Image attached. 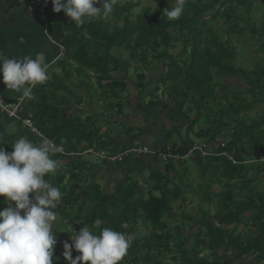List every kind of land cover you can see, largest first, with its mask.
<instances>
[{"label":"trees","instance_id":"1","mask_svg":"<svg viewBox=\"0 0 264 264\" xmlns=\"http://www.w3.org/2000/svg\"><path fill=\"white\" fill-rule=\"evenodd\" d=\"M139 4L140 0H117L107 18L113 23L100 17L97 22L90 20L77 26L73 21L58 24L47 18L49 34L64 46L67 55L57 65L62 75L50 72L48 81L32 89L23 115L31 117L45 137L64 149V154L52 157L58 163L56 171L45 176L62 193L61 203L54 210L61 209L62 202L71 205L70 212L62 211L68 230L79 231L85 223L98 234L95 221L99 219L101 229L110 227L131 235L133 239L120 264H244L249 255L253 263L264 264V190L258 189L259 177L247 176L252 169L264 171V113L259 119L249 115L255 105L264 104V58L253 69L238 66L240 45L221 37L229 31L239 35L248 31L252 39L257 37L264 53V15L259 24L254 16L257 0H187L182 15L172 21L163 16L166 7H173L166 0H162V13L146 8L133 15ZM220 17L226 31L214 25ZM240 21L244 26L239 28ZM178 42L182 49L177 56L173 48ZM122 49L128 53V60L122 58ZM74 72L81 79L76 86L84 88L90 104L101 99L110 110L126 117L127 103L122 95L132 84L139 95L148 94L154 110L161 106L159 114L166 111L173 127L188 125L195 140L203 141L200 146L216 156L205 158L194 150L186 160L169 159L162 169L145 178L144 185L136 186L135 178L128 174L137 157L127 155L115 166L129 165V170L112 192L96 183L93 176L87 179L85 162L76 161L78 156L72 154L83 152L104 136L94 122L86 127L78 112H72L68 98L58 95L62 91L81 104L79 94L65 89ZM231 76H240L248 83L251 102L246 103L239 92H227L224 98L228 105L223 103L217 88ZM160 90L164 99L158 95ZM109 98L116 102H109ZM136 108H142V103ZM192 112L196 117H191ZM116 123L128 133L135 131L127 123ZM174 131L170 129L169 135ZM166 143L160 151L168 153L170 149L179 157L193 147V142ZM1 147L13 151L12 146ZM190 167L201 171L197 185L188 176ZM217 173L226 182L220 192L211 193ZM239 186L249 188L246 198L237 191ZM191 193L201 194L202 202L216 205L213 214L201 206L196 212L187 210L185 196ZM3 208L0 206V210ZM64 233L55 231L59 246L54 249V264H69L63 256V245L65 241L71 244L72 238ZM79 254L73 248V258ZM165 255L169 260H164Z\"/></svg>","mask_w":264,"mask_h":264},{"label":"clouds","instance_id":"2","mask_svg":"<svg viewBox=\"0 0 264 264\" xmlns=\"http://www.w3.org/2000/svg\"><path fill=\"white\" fill-rule=\"evenodd\" d=\"M116 2L117 0H52L53 11L60 13L63 10L77 26L82 25L86 18L107 19L112 14ZM186 2L187 0H173V7H166L163 16L170 21L179 19L185 10ZM48 68L43 52L38 53L35 58L31 56L7 58L0 53V73H2L3 82L7 89L21 93L25 98H31L32 89L50 78ZM22 117L31 118L23 114ZM15 121L22 125L21 121ZM22 127L27 129L24 125ZM43 136L41 138L36 136L39 139L38 143L26 137H20L11 143L13 148L11 152L0 147V196L6 198L7 204L0 210V264H54V257L57 259L54 254L57 235L53 232V226L58 217L54 209L61 203L62 193L58 187L45 180V176L56 171L58 163L52 157L57 153L64 154V149L62 145ZM105 140L106 138L102 137L101 141L94 142L90 148L83 152H74L72 155L81 157L84 154H91L102 162H108L90 151L93 145L97 146L98 151H104L109 155L125 151L113 152L112 149L106 151L105 148L100 147L105 144ZM192 145L193 149L196 144ZM143 147L148 152L140 155L145 158L142 159L151 158L156 163L157 160H161L162 164L169 159H174L175 162L186 160L190 157L188 153L192 150L180 157L183 159L169 157L165 160L163 155H172L170 149L168 153H164L156 149L152 151L147 146ZM200 147L207 153V155L202 154L203 156H216V153L207 152L203 146ZM221 147L225 145L222 144ZM198 151L203 153L202 150ZM126 156H123L122 160ZM136 157H138L137 154ZM30 193H34L35 196L30 197ZM13 202H15L14 205ZM100 224L101 221L97 219L95 228L99 229L98 234L88 226H83L79 231L75 229L63 231L70 233L73 241L71 244L65 241L63 245V256L69 264H81V262L120 264L133 237L110 227L101 229ZM73 248L80 253L75 258H73Z\"/></svg>","mask_w":264,"mask_h":264},{"label":"rangeland","instance_id":"3","mask_svg":"<svg viewBox=\"0 0 264 264\" xmlns=\"http://www.w3.org/2000/svg\"><path fill=\"white\" fill-rule=\"evenodd\" d=\"M168 3L173 4V0H166ZM162 0H140V4L138 5L137 8H135L133 10V15H137V14H141L144 9H150L151 13H154L155 11H158L159 13H162ZM257 7L258 10L256 11V13L254 14L257 24L260 23V21L262 20V17L264 15V0H257ZM242 8V7H241ZM50 13H52V9L49 10ZM63 14L59 15V17H63L65 18V21L69 20L70 18H68L65 13L63 12V10L61 11ZM49 15V13L47 14ZM67 17V18H66ZM62 18V19H63ZM134 18V17H133ZM100 19V17H96V18H86L84 23L89 22L90 20H92L93 22H97ZM52 21V20H51ZM50 21V22H51ZM55 21V20H53ZM64 20L61 22L60 20H58V24L64 23ZM106 21L108 22H112L113 21L109 18L106 19ZM43 23V22H42ZM216 29L217 28H221L222 30L226 31V24H224V18H218L215 23H214ZM244 26V22L240 21L239 22V28ZM222 40L225 41L228 38H231L233 43H237L239 46V52H240V56L237 57L236 59V64L238 66L244 67L246 69H253L255 66V63L258 62L259 60H261L262 58H264V53L262 51H260L259 47H258V41L256 40V38L252 39L249 36V32L246 31L244 33H242L241 35H239L237 32H231L229 31V34H222ZM256 40V41H255ZM182 49V44L181 42H178L175 45V48H173V53L176 54L178 56L179 52ZM115 53V51L113 52ZM122 58L124 60H128V53L126 52V50L122 49L121 52ZM74 64H76L75 62H73ZM157 63V62H156ZM155 65V63H154ZM154 68V66H152L150 68V70H152ZM159 68V67H158ZM163 70V67H161V71ZM147 71V70H146ZM161 71H157V72H161ZM58 73L60 71H57ZM148 72V71H147ZM88 73V72H86ZM74 76L72 79V82H69L66 84L67 88L65 87L66 91L68 90L69 92H73L76 95H80L81 99L83 100L81 102V104H77L74 100V98H72V95H67L66 93L60 91L58 93V95H65L68 98V103H70L71 107H73V113H77L82 117V122H84V125L86 127H92L91 124L94 122V126H97L99 128V132L102 136H104L106 138V143L107 144H102L100 145L101 148H105L106 151H111V149H114L115 147H121V150H127L130 148H142L143 146H147L149 149H153L151 148L152 145V138L149 137V134H144L142 132L143 127L145 126V122L150 121L153 123H157L159 124V126H163V129L159 131V134H162L163 137L166 139L167 143H173V142H177V143H191L193 142V144L198 145L201 144L203 141L202 140H195L194 135L191 133L188 125H186L185 123L182 125H178V127H173L172 124L170 123V121L166 118V111H162L161 114H157L156 117H154V115L156 114V112H152L150 113V110L152 108V105H149V96L147 93H142L141 95H139V91L134 89L132 84H129V89L127 91H125L122 95V99L125 103H127L124 111L127 113V116L124 117L121 113H117L114 112L113 110L109 109V104L107 102L105 103H101V99H97L95 102H90L87 99L86 93L85 91H83V87H77L76 85L80 84V77L78 75H76V73L74 72ZM91 74V73H90ZM86 75V74H85ZM84 75V76H85ZM134 76V72L131 70L130 71V77ZM159 74L157 73L156 77H158ZM147 80V78H146ZM129 81V79H128ZM92 82L95 84L96 83V79H92ZM130 83V81H129ZM38 86H40V84H38ZM87 88V86H86ZM165 88V86L163 87ZM154 87H152L151 91H153ZM249 89V85L248 83L241 78L240 76H231L229 78H225L222 80L221 82V86L219 88H217V90L220 93V98H224L225 94L227 92H239L242 95V98L245 99L246 103L251 102L252 101V97L250 95V93L248 92ZM158 95L161 96L162 98V90H160V92H158ZM65 97V98H66ZM66 98V99H67ZM164 99V98H162ZM109 102H116L113 98H109L108 99ZM223 103L228 105L224 99H222ZM129 102V103H128ZM139 102L142 103V108H136V106L139 104ZM26 106V101L24 103V108ZM161 106L157 107L158 109ZM189 108H192L191 105H189ZM188 108V110H189ZM162 110V109H161ZM116 111V110H115ZM264 111V104L262 105H255L254 109L252 111H250L249 115L251 119H259L260 117L263 116V112ZM150 113V114H149ZM191 117L194 118L196 117V114L194 112H192ZM244 114H242L243 116ZM88 117H90L91 119L88 120ZM138 120V121H137ZM116 122H123V123H127V127H131L135 129L134 132L132 133H128V131L126 129H122L120 128V126H117ZM134 124V126H133ZM156 126V124H155ZM14 128H9V131L12 132ZM170 129H174V133L172 134V136L169 135V130ZM196 130L198 129V127L195 128ZM104 143V142H103ZM163 147L162 143L160 144V146H158V148H156V150H161ZM209 148L211 146H208ZM212 149V147H211ZM153 151V150H152ZM82 152V151H79ZM134 157H136V154H133ZM140 157V158H138ZM137 157V162L134 163L132 165V167L134 168L133 171L128 174V176H132L134 179V182L136 183V186L139 185H144V180L147 176H149L150 174L153 173V171L158 170V169H162L164 164L161 163V160H157L158 162L155 163L151 160V158L149 160H144V156H138ZM205 158H214L211 156H204ZM76 161H83L86 164L85 167V172H84V176H86L87 179H90L92 176L94 177V181L98 184H101L103 188H105L106 190L109 191H113L114 186L120 182L122 179L124 178H120V176L118 174H115V171L120 173V168L122 167H117L115 165H117L116 163L110 164L109 166H106V164H104L105 162L100 161L95 155H91V154H84L81 157H75ZM144 158V159H142ZM139 159V160H138ZM208 160V159H207ZM146 162L147 164L145 166H140L139 164ZM212 164H215V161H212ZM252 166V165H251ZM100 167H102L101 169H104L105 171V177H106V182L104 180V175L102 174L103 171L100 170ZM249 167V166H248ZM136 168V169H135ZM251 168V167H250ZM201 171L197 168L194 167H190V169L188 170V176L189 178H191L190 180L197 185V183L200 182L201 180V176L200 173ZM220 173H217V175L215 177H213V183L211 185V189L210 192L211 193H218L220 192L223 188H224V184L226 182V179L224 177H220L219 175ZM248 178H252V177H259L260 179V183L258 185V189L260 190H264V171L262 172V170L260 171H256L254 169L250 170L248 172ZM53 177V175H52ZM233 182V181H232ZM239 191L240 194H242L245 198L247 196V194H249V188L246 187H242L239 186V189L237 190ZM185 199L188 201L186 208L189 211L192 212H196L198 211V207H203L204 210H208L210 209L212 212L211 214H213V212L216 210V205H210L207 202H202L203 199H201V194L200 195H193L188 194L187 196H185ZM4 201L0 200V206H4L6 207V204L4 205ZM180 204L179 202L175 204L176 207H178ZM71 205H68L66 202H62V207L61 209H57L54 210L57 213V221L54 223L53 226V232L55 234L56 230H60V232L63 231H68V229L66 228V226H69V223L66 221V219L64 218V216L62 215V211H66V212H70L71 210ZM60 210V211H59ZM248 216V215H247ZM80 223L82 221H79ZM188 224V223H187ZM85 226H87V224L84 223ZM187 229L189 228V225L186 226ZM242 230V229H241ZM143 231V230H141ZM248 233H251L250 229L246 230ZM192 232V231H191ZM64 233V232H63ZM64 234L69 235L68 232H65ZM71 236V235H70ZM69 236V238H70ZM73 243V241H72ZM57 246H59V244H57ZM169 256L165 255L164 256V260H169ZM244 264H255L253 263V259L251 257V255L247 256L245 258V262Z\"/></svg>","mask_w":264,"mask_h":264},{"label":"crops","instance_id":"4","mask_svg":"<svg viewBox=\"0 0 264 264\" xmlns=\"http://www.w3.org/2000/svg\"><path fill=\"white\" fill-rule=\"evenodd\" d=\"M31 2L32 0H0V53H3L7 58H23L24 56L35 58L38 53L43 52L46 57V63L49 65V73L54 72L62 75V71L57 65L62 58L66 57L67 52L64 46L59 42H56L49 34L47 29L49 23H42L30 15L28 7ZM51 9L53 11V4ZM48 13L49 15L46 17L48 18V21L49 19L52 21L55 20V22H58V20L61 22L63 20L65 21V18L59 17V15L63 14L62 12L56 13L53 11L50 13L49 11ZM70 21L71 20L69 19L61 24ZM57 71L60 72L58 73ZM0 96L6 99L23 97L21 93L7 89L3 82L2 73H0ZM72 98L74 97L72 96ZM158 111H160V109L154 110L152 107L150 113L156 112L159 114ZM157 114H155L154 117H156ZM17 122L18 121L9 120L0 115V147L1 145L12 146L11 143L20 137H26L34 143L39 142V139L36 136L31 134L26 128L22 127L20 122H18L20 125ZM145 123L142 132L144 134H149V137L152 138L151 148L156 149L161 143L162 145H165L166 139L162 134H159V131L163 129V126H159V124L150 121ZM11 127L14 128L12 132L9 131V128ZM106 142L107 141L105 140V144H107ZM144 163L139 165L145 166L147 164L146 162ZM101 168L102 167H100V170L103 171L102 174L104 175V180L106 182L105 171ZM131 169L133 170L134 168L132 167ZM120 170V173L115 171V174H118L120 178H124V174L129 170V165L120 168ZM34 196V193H30V197ZM0 200H3L6 204V198L4 196H0ZM14 204L15 202H13V205Z\"/></svg>","mask_w":264,"mask_h":264},{"label":"built area","instance_id":"5","mask_svg":"<svg viewBox=\"0 0 264 264\" xmlns=\"http://www.w3.org/2000/svg\"><path fill=\"white\" fill-rule=\"evenodd\" d=\"M28 8H29V13L33 18L43 23H47L46 17H47L48 9L52 8V2L51 0H32ZM25 100H26L25 97H20L14 100H9V99H6L0 96V114L4 115L5 117L9 119L21 121L22 125L27 127V129L32 134L41 138L43 135L39 132L33 120L31 118L22 117V114L24 111L23 104ZM194 150H202L203 152L202 154L207 155V153L203 151L202 147L196 145L188 153V156H192ZM90 151H93V153L97 154L102 160H106L109 163H115L117 161H121L123 156L128 155L130 153H134L140 156L148 152L146 148L142 147V148H130L129 150H125L122 153H117L115 155H109L105 153L104 151H98L96 145H93ZM224 155L226 156L227 154L225 153ZM169 157L175 158L177 160L183 159V158H180L178 155H163V158L165 160L168 159Z\"/></svg>","mask_w":264,"mask_h":264}]
</instances>
